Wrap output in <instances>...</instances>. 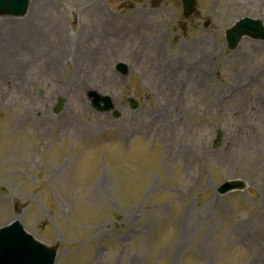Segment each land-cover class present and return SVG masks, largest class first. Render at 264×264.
<instances>
[{
  "label": "rangeland",
  "instance_id": "rangeland-1",
  "mask_svg": "<svg viewBox=\"0 0 264 264\" xmlns=\"http://www.w3.org/2000/svg\"><path fill=\"white\" fill-rule=\"evenodd\" d=\"M246 15L264 0L0 14V225L61 240L55 264H264V39L225 36Z\"/></svg>",
  "mask_w": 264,
  "mask_h": 264
},
{
  "label": "water",
  "instance_id": "water-1",
  "mask_svg": "<svg viewBox=\"0 0 264 264\" xmlns=\"http://www.w3.org/2000/svg\"><path fill=\"white\" fill-rule=\"evenodd\" d=\"M28 0H0V13H22ZM195 0H184L186 13L193 10ZM254 23L242 21L232 30L229 36L235 44L244 33L264 37V29ZM230 42V43H231ZM104 107H109L106 105ZM244 187L241 179H228L218 186L220 193ZM59 242L46 245L24 230L22 224L15 220L10 225L0 228V264H53Z\"/></svg>",
  "mask_w": 264,
  "mask_h": 264
},
{
  "label": "bare ground",
  "instance_id": "bare-ground-1",
  "mask_svg": "<svg viewBox=\"0 0 264 264\" xmlns=\"http://www.w3.org/2000/svg\"><path fill=\"white\" fill-rule=\"evenodd\" d=\"M106 15V19H107V21H109V24L111 25V23H113V21H114V15H113V13L111 12V17H109L108 16V14H105ZM104 26H105V28L106 29H108V30H110V29H112V27H110L108 24H106V21H105V19H104ZM112 26V25H111ZM120 27V26H119ZM27 30L29 31V33H28V35H30V33H31V31H34V29L33 28H27ZM119 30V29H118ZM26 40L27 41H29V38L27 37L26 38ZM1 41L3 42V39H1ZM17 41H19V40H17ZM6 62V59H4V63ZM14 67H17L16 65H13ZM7 69H9V68H7ZM10 69H12V70H17V68H10Z\"/></svg>",
  "mask_w": 264,
  "mask_h": 264
}]
</instances>
